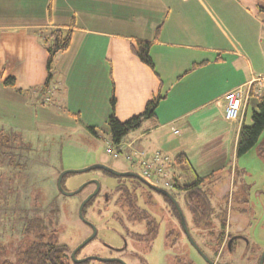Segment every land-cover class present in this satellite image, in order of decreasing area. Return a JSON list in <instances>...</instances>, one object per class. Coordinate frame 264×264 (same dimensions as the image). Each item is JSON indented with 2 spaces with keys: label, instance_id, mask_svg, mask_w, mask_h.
<instances>
[{
  "label": "crops",
  "instance_id": "crops-1",
  "mask_svg": "<svg viewBox=\"0 0 264 264\" xmlns=\"http://www.w3.org/2000/svg\"><path fill=\"white\" fill-rule=\"evenodd\" d=\"M261 8L264 0H0V134L25 136L38 124L95 132L106 124L112 88L122 122L161 95L155 116L122 140V154L160 150L169 167L171 153H184L197 174L185 147L206 138L235 149L246 109L257 104L259 95L250 93L238 120L223 117L222 96L264 74ZM56 28L71 31L70 45L53 58L56 87L42 93L41 39ZM138 41L150 42L154 71L133 53ZM6 77L27 93L5 86ZM144 137L161 149H142L136 143Z\"/></svg>",
  "mask_w": 264,
  "mask_h": 264
},
{
  "label": "rangeland",
  "instance_id": "rangeland-1",
  "mask_svg": "<svg viewBox=\"0 0 264 264\" xmlns=\"http://www.w3.org/2000/svg\"><path fill=\"white\" fill-rule=\"evenodd\" d=\"M55 82V79L51 80L52 88L56 87ZM51 96L50 88L43 98L44 102L49 103ZM251 111L250 107L246 109V124L251 123ZM58 125L38 124L37 129L26 131L25 136L8 138L6 147L12 145L13 150L20 152L21 164L12 168L5 156H0V264L15 262L18 252L35 240L34 234L38 232L45 237L55 235L58 242L68 246L71 251L89 236L90 227L79 218L77 210L80 202L92 191L93 185L88 183L75 194H64L57 187V178L62 171L103 164L118 171H133L140 175L138 161L131 163L123 154L114 155L113 145L111 152L107 151L110 141L106 124L95 127V132L82 124H77L76 128ZM126 137L131 139V135L124 136V139ZM147 138L136 144L148 151L161 149L160 144L145 141ZM202 139L206 138H197L195 142L192 140L184 150L190 153L197 175L206 176L199 187L205 192L209 212L200 219L199 226L193 223V216L184 204V193L172 190V166L159 176L156 185H162L176 196L184 212L187 229L207 258L218 264H259L264 250V129L256 144L240 156L235 155V149H231V144L227 142L223 145L220 142L204 144ZM167 147H171V144ZM2 148L7 151L5 145ZM134 148L132 152L137 150ZM145 153L147 156L150 154ZM170 155L172 163L175 154ZM173 168L175 172L182 170L181 166ZM92 179L99 181L100 191L88 205L85 218L96 227V235L76 252V258L88 254L108 258L118 256L126 264H208L207 259L183 235L172 210L166 215L169 216L170 233L165 236L168 230L167 223L162 219L165 215L161 211L163 198L158 193L153 194V201H148L152 211H146L159 222L154 238L136 243L126 236L127 252L110 250L105 243L116 248L123 245L120 237L123 235L122 227L111 216H123L128 212V206L119 203L117 195L112 192L118 179L94 168L67 173L62 187L71 193ZM105 193L109 197L107 202L103 200ZM138 203L141 205L143 202L138 200ZM19 216H25V220L38 219L39 225L33 228V233L21 232L23 221ZM221 220L226 223L225 238L217 245ZM206 223L207 226H203ZM143 226V222L134 223V230L145 232ZM88 264L118 263L92 259Z\"/></svg>",
  "mask_w": 264,
  "mask_h": 264
},
{
  "label": "trees",
  "instance_id": "trees-1",
  "mask_svg": "<svg viewBox=\"0 0 264 264\" xmlns=\"http://www.w3.org/2000/svg\"><path fill=\"white\" fill-rule=\"evenodd\" d=\"M264 10V8H261ZM159 30V27L158 29ZM71 40V31L64 28H56L48 30L47 33L42 37L41 43L44 49L47 52V61H46V79L41 85L40 90L44 93L50 86L52 74V62L53 58L57 53L66 51L70 45ZM150 42L147 41H138L135 46L132 47L133 53L138 57V59L147 65L151 70L154 71V63L150 57ZM194 67H192L193 69ZM3 84L9 88L15 89L21 93H27L21 89L15 88L14 79L11 77H6L3 80ZM163 98L161 95H157L146 102L143 111L140 114L130 117L125 121H119L115 116V95L114 89H111L109 97V112L106 119L107 134L110 141V144L117 146L121 144L124 136L128 135L131 131L138 129L142 122L148 119H151L155 116L156 108ZM78 115V113H74ZM93 132L94 128L92 126L87 127ZM264 129V94L257 96V104L254 109L251 111V123H241L239 128L236 144H235V155L240 156L248 152L257 142L261 132ZM8 138H16L14 134L9 136H0V156L4 155L5 158L11 164V167L16 166L20 163V152L13 150L12 145L7 146ZM10 142V141H9ZM7 151L3 150V146ZM12 147V148H11ZM1 159V158H0ZM2 160V159H1ZM3 163V162H2ZM14 164V165H13ZM1 165V162H0ZM170 166L178 167L181 166L182 170H178L177 173L174 172L170 175L172 180L173 188L176 190L184 191L185 204L187 210L193 216V223L199 226L200 219L203 216H207L209 212V206L205 198V192L200 190L199 185L206 180V176H199L193 170L189 159L186 154L179 153L177 154ZM168 166H166L165 170ZM6 168H8L6 166ZM102 170V169H101ZM106 174L109 172L102 170ZM67 175V174H65ZM61 179V184L63 178ZM112 175V174H110ZM114 176V175H112ZM96 196L92 197L82 208V214L85 217V212ZM165 199L167 197L163 196ZM204 199V201H202ZM124 203L128 206V211L133 217L134 211L137 208L136 205L132 204L130 197H127L123 200ZM174 213L176 214L175 207L171 204ZM25 216H19L22 218V233L30 234L33 233V228L39 225L37 218H29L25 220ZM134 218V217H133ZM132 218V219H133ZM208 223L203 224L207 226ZM225 220H221L220 226L221 230L219 236L216 239L217 245H220L225 238ZM158 222H154V225L151 227V236L154 238L157 232ZM35 240L31 241L23 249H21L17 254V259L15 262L5 261L3 264H88V260L78 263L73 262L70 257V249L68 246L58 242L55 235L51 234L48 237H45L42 233H35ZM229 242V241H228ZM201 249V248H200ZM202 250V249H201ZM78 252V251H77ZM77 256V254H75ZM115 263V262H114ZM218 264V262H216Z\"/></svg>",
  "mask_w": 264,
  "mask_h": 264
},
{
  "label": "flooded vegetation",
  "instance_id": "flooded-vegetation-1",
  "mask_svg": "<svg viewBox=\"0 0 264 264\" xmlns=\"http://www.w3.org/2000/svg\"><path fill=\"white\" fill-rule=\"evenodd\" d=\"M120 172H133V171H120ZM133 173H135V172H133ZM135 174H137V173H135ZM112 175H114V174H112ZM114 176L116 177V179H118V182L116 183V186L113 188L112 192L117 195V198H116L117 201L119 203H124L123 200L126 199L127 197H130L132 204L136 205L137 208L134 211V215H133L134 218L131 216V213L129 211L123 215L124 217L118 216V215H112L111 216V219L115 220L122 227L123 235H120V237L122 238L123 245L121 247L116 248L115 246L108 245V243H105L106 246L110 250L115 251V252H122L124 250H125V252H127L129 247H128V243L126 242L127 241L126 236H129V238H131V240L136 242V243H144L147 241L146 239H148V238L150 239V236L152 234L151 227L154 225V222L155 223L158 222V221H156V218L153 215L149 216V214L146 213V211H152L149 204H148V201L149 202L153 201L152 198H153L154 193L160 194L163 198V206H162L163 210H161V211L163 213H165V215H163V218L162 217H160V218L164 219V222L167 223L166 228H167L168 232H167V235H165V236H168L170 233L169 232V225H168L169 216H166V215L172 213V211H173V209H171L172 208L171 204L175 207L173 200L170 197H168V196L154 190L153 188L149 187L142 180H140L139 178H137L135 176H132V175H114ZM138 176L141 177V175H138ZM92 185H93V189L90 193H92L93 190L95 189V185L93 183H92ZM155 186H158V187L166 190L167 192H169L172 195V197L174 198V200L176 201V203L180 207V210L182 211L183 216H184V212H183L182 207H181L179 201L177 200L176 196L173 195L171 191L165 189L162 186H159V185H155ZM172 190L178 191L174 188ZM99 191H100V184H99V190H98L97 194L94 196L97 197V195L99 194ZM179 192L185 193L184 191H181V190H179L178 193ZM178 193H176V194H178ZM163 196L167 197V199H165ZM183 196H184V194H183ZM184 198H185V196H184ZM103 200L105 202L109 201V197L106 193L103 194ZM138 200H141V202H143V203L140 205L138 203ZM183 201L185 202V199H183ZM175 210H176L175 211L176 214L174 213V211H173V214L175 215V217L178 221L179 228L181 229L183 235L186 237V234H185V231L181 225L179 214H178L176 207H175ZM159 214H160V211H159ZM184 218H185V216H184ZM139 222H143V224H144L143 227L145 228V230H144L145 232H138V231L134 230V228H135L134 223L139 224ZM128 223H130L131 225ZM158 224H159V222H158ZM89 227L91 230V226H89ZM158 227H157V230H158ZM91 232H92V230H91ZM186 239H187V237H186ZM88 256H92V255L87 254L83 257H88ZM110 257H114V258L121 260V261H112V262H116L118 264H123L122 263V261H123L126 264V262L123 259L119 258L118 256H110ZM106 258H108V257H106ZM90 260H92V259H88V262Z\"/></svg>",
  "mask_w": 264,
  "mask_h": 264
},
{
  "label": "built area",
  "instance_id": "built-area-1",
  "mask_svg": "<svg viewBox=\"0 0 264 264\" xmlns=\"http://www.w3.org/2000/svg\"><path fill=\"white\" fill-rule=\"evenodd\" d=\"M250 93L264 94V74L258 75L248 82L229 90L222 96L223 117L227 122L236 121L242 116ZM111 147V144H109L107 151L111 152ZM122 149L123 146L120 145L115 147L114 155H118ZM125 159L131 163L138 161L140 175L145 180L157 184L159 176L165 172L168 157L160 150L150 152L149 156L145 152L133 151L126 155Z\"/></svg>",
  "mask_w": 264,
  "mask_h": 264
},
{
  "label": "water",
  "instance_id": "water-1",
  "mask_svg": "<svg viewBox=\"0 0 264 264\" xmlns=\"http://www.w3.org/2000/svg\"><path fill=\"white\" fill-rule=\"evenodd\" d=\"M94 168H98V169H102V170H105L111 174H114V175H132V176H135L137 178H139L140 180H142L146 185H148L149 187L153 188L154 190L170 197L172 200H173V203L178 211V214H179V218H180V222H181V225L185 231V234H186V237L188 239V241L194 246V248L204 257L207 259L208 261V264H217L215 261L207 258L205 256V254L202 252V250L200 249V247L194 242V240L192 239L188 229H187V226H186V222H185V218L183 216V213L182 211L180 210V207L178 206V204L176 203V201L174 200V198L172 197V195L167 192L166 190L158 187V186H155L149 182H147L146 180H144L143 178H141L140 176H138L137 174L133 173V172H120L118 170H115L113 168H110L106 165H103V164H94L90 167H85V168H81V169H77V170H64L62 171L58 178H57V187L58 189L60 190V192L64 193V194H75L77 192H79L86 184L88 183H93L95 185V189L93 190L92 193L88 194L79 204L78 206V216L81 220H83L87 225L91 226V234L86 237L81 243H79L70 253V257L71 259L73 260V262H78V263H81V262H84V261H87L88 259H94V260H99V261H121L120 259H117V258H114V257H111V258H106V257H99V256H88V257H82V258H76L75 254L77 251H79L81 249V247H83L88 241H90L92 238H94V236L96 235V227L90 222L88 221L82 214V208L83 206L94 196L97 194L98 190H99V181L96 180V179H92L90 181H87L83 184H81L75 191L69 193V192H66L64 191L63 187H62V184H61V179L62 177L69 173V172H84V171H87V170H90V169H94ZM263 257H264V250L260 256V260H259V264H262V261H263ZM123 264H125L123 261H122Z\"/></svg>",
  "mask_w": 264,
  "mask_h": 264
}]
</instances>
